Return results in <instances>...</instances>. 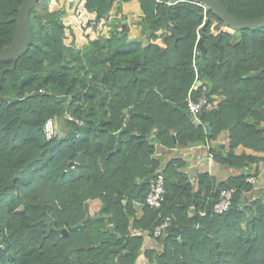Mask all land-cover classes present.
<instances>
[{"label": "trees", "instance_id": "1", "mask_svg": "<svg viewBox=\"0 0 264 264\" xmlns=\"http://www.w3.org/2000/svg\"><path fill=\"white\" fill-rule=\"evenodd\" d=\"M24 1L0 0V49L12 41ZM50 1H37L28 15L26 51L0 61V264H136L141 253L152 264H264V193L255 199L242 193L249 188L246 176L264 174V72L255 75L264 66V27L228 33L199 4L137 0L145 41L128 39L122 29L77 48L64 42L61 13L50 11ZM79 1L96 30L118 0ZM218 2L237 19L264 16V0ZM198 38L205 49L194 58L201 80L223 97L199 115L200 124L185 105ZM27 54L36 68H21L18 77ZM7 113L13 116L3 122ZM66 114L84 126L77 129ZM49 118L65 132L46 140ZM126 122L132 131H122ZM70 131L76 132L70 154H55ZM221 134L226 142L208 153L240 171L224 182L202 173L192 185L179 158L156 155L158 146L205 145ZM238 147L251 154H236ZM156 171L164 175L161 215L171 216L172 225L154 239L157 249L143 250L144 237L161 220L144 204ZM231 187L237 191L228 211L201 215ZM94 199L101 203L97 212L89 207ZM139 203L146 213L137 217L133 206Z\"/></svg>", "mask_w": 264, "mask_h": 264}, {"label": "crops", "instance_id": "2", "mask_svg": "<svg viewBox=\"0 0 264 264\" xmlns=\"http://www.w3.org/2000/svg\"><path fill=\"white\" fill-rule=\"evenodd\" d=\"M141 11L138 6L137 0H130L129 2H123L121 0H118L114 3L110 13L108 14L107 18L105 19V24L109 25L111 29H109V32H105L103 30V35L108 36L110 32L117 31L120 32L122 29L127 30V38L128 39H140L142 41H145L146 37L142 32L141 25L138 24L140 18H141ZM107 28V26H106ZM228 28V27H227ZM100 28L98 27V31ZM227 32V31H226ZM161 33V32H159ZM165 34H169L168 32H164ZM158 44L163 45L162 41L158 39L156 41ZM214 102L216 105L223 102V97L219 96V99L217 100L216 94L213 95ZM33 104V103H32ZM41 107L39 106L37 112H39ZM1 112V107H0ZM10 113H7V117H12ZM59 123H57L58 126ZM61 124V123H60ZM125 125V124H124ZM123 125V127H124ZM60 129V133L64 134L65 131L62 130V125ZM208 127L207 124L204 125ZM59 128V126H58ZM209 129V128H208ZM133 130V128H132ZM155 131L152 130V132ZM210 131V130H209ZM72 131H70L71 133ZM129 132V131H128ZM151 132V133H152ZM150 133V136H151ZM155 133V132H154ZM207 133V132H206ZM208 134V133H207ZM154 135V134H153ZM152 135V136H153ZM224 134H221L216 140L210 141V143L204 144H198L197 146H192L189 148H172V149H166L161 146L157 147L156 155H160V157L164 158V160H168L170 158H179L181 162H183V171L185 175L187 176V180L193 185H196V179L199 174L207 173L210 176H213L217 182H224L227 180L229 176H239L240 171L227 168V166L220 165L219 163L215 162L214 160H208L206 158L207 156V149L209 147H215L220 144H223L226 142V137L222 138ZM174 140V143H176V140ZM68 136L67 141L63 142L55 151V154H61V155H69L71 152L70 146L68 144ZM201 145V146H200ZM242 147H238L236 149V154H239L242 151ZM246 153L251 154L250 150L244 149ZM161 169V168H159ZM158 169V170H159ZM259 177H262V174H258ZM67 174L61 178L66 179ZM139 181V180H138ZM137 181V182H138ZM89 204H94V212H97L100 208V200L94 199V201H91ZM123 204L126 205V201H123ZM144 204H134L133 208L135 211V216L140 217L145 215L146 212H144ZM132 230V229H131ZM134 230H132L133 232ZM155 238L152 237L151 232H148L147 236L144 237V242L142 245V249L145 250L146 246H152L153 249H157L155 245ZM136 264H152L149 262V260L144 256L143 253L139 255L137 258Z\"/></svg>", "mask_w": 264, "mask_h": 264}, {"label": "built area", "instance_id": "3", "mask_svg": "<svg viewBox=\"0 0 264 264\" xmlns=\"http://www.w3.org/2000/svg\"><path fill=\"white\" fill-rule=\"evenodd\" d=\"M168 4H171L168 2ZM200 51L197 47L193 50V69L195 73L194 82L190 88L192 93H188L185 98V105L189 116L192 121L196 124H200L199 115L205 111L211 110L216 103L212 101L213 95L210 92L209 85L201 80V74L198 72L196 65L194 63L195 55L199 54ZM194 91H198L197 96L194 95ZM65 118L68 121H71L77 129L84 126L82 119H79L70 114H66ZM58 129L55 122V119L49 118L43 124V134L46 140H51L58 136ZM206 158L208 160H213V153H207ZM74 165L70 166L73 168ZM64 174H67V169L63 170ZM262 182H260V177L258 175H248L243 181V184H248L249 188L247 190L245 187L242 189L244 196L251 197L252 199L258 198V191L261 190L264 193V174L262 175ZM141 183V181H138ZM237 188L231 187L222 189L219 192L217 200L211 204L208 212H201L202 216H205L206 213H209L210 216L220 215L228 211L233 206V196L236 193ZM164 175L160 171H156L147 181V192L144 197V204L151 210H155L158 213V217L161 219L151 231L153 238H158L162 233H164L172 225L171 216H162L161 215V206L163 203L164 196ZM250 205V200L240 204L241 207ZM147 250H152V246H146Z\"/></svg>", "mask_w": 264, "mask_h": 264}, {"label": "water", "instance_id": "4", "mask_svg": "<svg viewBox=\"0 0 264 264\" xmlns=\"http://www.w3.org/2000/svg\"><path fill=\"white\" fill-rule=\"evenodd\" d=\"M39 0H25L22 6L19 9L17 15V26L14 32L11 43L8 47L4 49H0V61L5 60H16L22 53L26 51L28 42L30 40L31 32L28 24V15L30 11L33 9L35 3ZM179 1H190L196 4H199L203 7H207L212 10L228 27L230 30H244L246 28H255V27H264V16L253 19H237L234 16L230 15L226 8L219 4L218 0H177ZM196 47L200 50L202 54L205 53V49L202 45V41L200 38L197 39ZM264 72V66L259 72H256L255 75L259 76L260 73ZM252 73H249L247 76H243L242 78L251 77ZM260 130H264V127H259ZM122 131H132V125L130 122H126ZM205 131L210 134V131L207 126H205ZM155 131L151 133V136ZM120 132L116 133L118 137ZM76 136V132L72 131L68 139ZM70 166L74 165V163L70 162ZM81 227V224L75 226L74 228ZM110 233H113V226L108 225ZM64 235L67 234V230L65 228L60 230Z\"/></svg>", "mask_w": 264, "mask_h": 264}, {"label": "rangeland", "instance_id": "5", "mask_svg": "<svg viewBox=\"0 0 264 264\" xmlns=\"http://www.w3.org/2000/svg\"><path fill=\"white\" fill-rule=\"evenodd\" d=\"M83 2H80L79 0H51L49 4L50 11L58 10L61 13L62 22L65 25V38L64 42L69 45L73 43V45L77 48H82L86 43L91 40L95 39L99 35H103V30L105 32H109L110 26L105 24V20L101 21L100 24H98L96 30H94L93 21H92V14H89L85 11V9L82 6ZM107 26V28H106ZM98 27L100 30L98 31ZM223 31H227L228 33H237L235 31L230 30L226 26H223L221 28ZM218 31H213V34H217ZM236 35V34H235ZM238 38V36H235ZM23 69H35L36 64L34 61H32L31 55L27 54L25 57L19 60L18 63V70L19 72L16 73V75L19 77L22 74ZM218 94H216L217 100L219 99ZM37 100V99H36ZM32 103H34V99L31 100ZM8 119L7 116H5L3 122H5ZM57 125V123H56ZM59 126V128H58ZM57 129L60 134V123L58 124ZM226 135L222 136V138H225ZM263 178L260 177V182H262ZM91 212H94V204L89 205ZM61 235L64 236L63 233ZM62 237V236H61Z\"/></svg>", "mask_w": 264, "mask_h": 264}]
</instances>
